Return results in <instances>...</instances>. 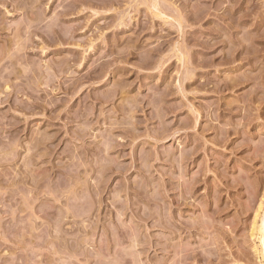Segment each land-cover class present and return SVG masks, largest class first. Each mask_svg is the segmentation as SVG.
<instances>
[{
  "label": "rangeland",
  "instance_id": "rangeland-1",
  "mask_svg": "<svg viewBox=\"0 0 264 264\" xmlns=\"http://www.w3.org/2000/svg\"><path fill=\"white\" fill-rule=\"evenodd\" d=\"M262 203L264 0H0V264H264Z\"/></svg>",
  "mask_w": 264,
  "mask_h": 264
},
{
  "label": "bare ground",
  "instance_id": "bare-ground-1",
  "mask_svg": "<svg viewBox=\"0 0 264 264\" xmlns=\"http://www.w3.org/2000/svg\"><path fill=\"white\" fill-rule=\"evenodd\" d=\"M256 218V222L254 225V229L253 232L256 233L258 236V241H260L261 244V249H262V253L264 256V207H263V203L260 205L259 210H258V214L255 217ZM258 222H260L258 224ZM254 234V235H256ZM264 259V257H263Z\"/></svg>",
  "mask_w": 264,
  "mask_h": 264
}]
</instances>
